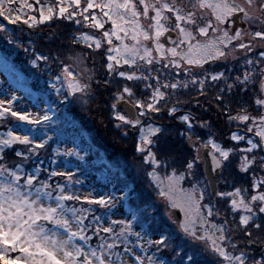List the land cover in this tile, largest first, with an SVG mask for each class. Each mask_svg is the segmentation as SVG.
I'll list each match as a JSON object with an SVG mask.
<instances>
[{"label":"snow or ice","instance_id":"6c2138e0","mask_svg":"<svg viewBox=\"0 0 264 264\" xmlns=\"http://www.w3.org/2000/svg\"><path fill=\"white\" fill-rule=\"evenodd\" d=\"M53 20L74 24L77 32L71 43L90 50L69 57L77 66L89 55L102 54L108 77L103 83L115 81L119 86L113 93L111 117L125 136L129 131L137 133L135 151L142 155L147 178L167 207L179 208L184 215L178 222L179 232L202 244L214 257L212 264H264V98H260L264 96V48L258 47L264 46V0H0V32L6 35L5 22L34 29ZM81 27L94 29L98 35L80 32ZM229 55L244 68L242 74L235 69L236 76H226L233 70L227 64L220 70L205 67ZM52 59L60 61L58 55ZM48 60L37 54L30 63L38 67L37 62ZM54 79L62 83L61 88L51 85L58 95L67 90L64 100L92 99L91 75L82 80L63 64ZM256 79L260 81V96L254 100L256 114H249L243 106L239 113L229 114L233 90L244 92ZM128 82L140 86L141 97L147 92L146 98H136ZM209 88L214 89L213 102L228 121L243 125L242 132H232L229 138L244 146L225 148L211 136L201 140L195 131V116L184 111L175 118L184 125L180 136L192 141V155L179 162L183 170H178L169 155L154 151L164 128L150 121L170 102L166 111L173 117L180 111L177 105L187 103L181 99L184 96L200 105L198 97L208 95ZM17 99L14 92L0 99V123L7 129L0 132V264H198L172 233L145 214L147 208L127 203V212L121 213L125 218H111L118 204L130 201L134 188L121 189L118 201L114 192L81 191L76 187L81 182L73 179V173L44 168L43 161L29 169L23 163L9 167L2 162L7 151L24 163L39 160L51 140L47 132H41L50 120L48 112L18 107ZM207 126V121H199V127ZM209 147L213 176L239 154L238 170L252 176L250 193L239 187L219 191L211 183L201 186L195 169L202 159L200 149ZM49 161L56 163L52 157ZM54 177L64 180L54 181ZM192 180L196 182L190 188L182 187V182ZM217 197L220 201L227 198L221 223L210 219L220 215L219 201L213 202ZM97 207L105 211L97 213ZM151 235L158 238L151 239ZM153 247L156 253L171 248L172 259L149 254Z\"/></svg>","mask_w":264,"mask_h":264},{"label":"trees","instance_id":"16d2710c","mask_svg":"<svg viewBox=\"0 0 264 264\" xmlns=\"http://www.w3.org/2000/svg\"><path fill=\"white\" fill-rule=\"evenodd\" d=\"M5 25L7 35L0 32L1 83L27 96L34 104L42 108V113L47 111L50 117L47 125L41 128V132H47L51 140H49L46 149L43 150L44 152L41 150L40 159L30 160L28 162L31 163L27 167L24 165V167L29 169L34 163L43 161V167L45 168V165L49 163V157H51V151L54 147L58 144L71 147V157L82 163L80 172L78 173L84 175L95 174V177L103 186L107 185L111 193L114 192L118 201L120 200L121 189H124L125 186L134 188L135 192L130 197V201L121 204L124 213L127 212V203H131L136 208H147L145 214L153 217L165 231L172 233L174 240L185 251L194 255L198 260V264H212L214 257L207 253L203 246L200 247L195 243L189 245L163 219L161 210L156 202L154 188L151 184H148V180L144 176V166L141 167V170L136 169L142 163V155L135 151V138L133 136L136 132L129 131V134L125 136L118 129L110 127L109 111L112 97L107 88H97L101 86V79L96 78L98 77L96 71L104 74L101 64L103 60L102 54H93L85 58L88 69L93 71L91 83L94 91L92 99L84 102V105L79 107L78 105L76 106L72 97L64 100V96L67 94L65 89L62 94L58 95L51 86L54 84L55 88L62 87V83L56 82L54 77L59 75L63 64H68L71 61L69 57L81 52L77 50L78 46L71 43V38L76 34L77 29H74L68 21L57 20L46 21L34 29H28L20 23L17 25H7L5 22ZM9 39L13 41L11 44L8 43ZM18 43L19 47H17ZM87 51L90 50L88 49ZM37 54L49 57V60L47 62L39 61L37 62L38 67H33L30 60H34ZM57 55L60 57L62 64L60 61H53L52 57ZM228 67L230 68V65ZM219 68L217 67L216 70ZM97 81H100V83H97ZM130 86H133L137 92L139 91L138 85ZM220 86L222 87L223 85ZM206 91L208 95L198 97L200 105H194L187 96L181 97L182 100H187V103L177 105L180 111L175 113L173 117L167 115L166 107L169 104L163 106L165 110L161 113L153 114L151 123L164 128L163 135L157 141L154 151L169 155L170 163L174 159L176 163L173 166L177 167L178 170H183L180 168L179 162L186 161L192 155L191 149L185 142L186 139L180 136L184 125L175 121V117L178 114L188 111L196 116L199 121L202 119L209 120L208 123L212 127L211 132L195 127L196 134L201 140H206L209 136H213L212 138L220 136L222 139H225L226 135L231 131L225 125L227 117L213 102L214 89L209 88ZM248 93L246 91L239 92L236 89L233 90L231 94L232 111L229 114L240 111L241 106L247 108L249 101ZM190 95H194V93ZM62 100H64L63 103H61ZM203 116L206 117L202 118ZM218 125L219 127H217ZM193 137L195 138V136ZM229 143L227 142L226 145L231 146ZM10 165L9 167H12L14 164L10 163ZM160 170L165 172L163 167ZM195 171L196 178L201 181V186H204L205 178L200 161ZM88 176L86 177L88 178ZM195 182L196 180H192L188 183ZM244 184H247V179L237 172L234 163H232L222 172L220 171L217 190L231 191L232 188L240 187ZM226 207L225 200L220 208L224 219ZM227 218L231 220V216ZM137 231H139V228H137ZM236 235H240L238 229ZM150 238L157 239L158 236L151 235ZM149 254L161 256V258L168 260H171L173 257L171 248L164 249L161 253H156L155 249L151 248Z\"/></svg>","mask_w":264,"mask_h":264},{"label":"rangeland","instance_id":"374dc122","mask_svg":"<svg viewBox=\"0 0 264 264\" xmlns=\"http://www.w3.org/2000/svg\"><path fill=\"white\" fill-rule=\"evenodd\" d=\"M29 2L31 3L32 0H29ZM49 2H54V0H49ZM25 11H27V10H25ZM37 15H38V13H37ZM72 26L74 27V29H77V27L74 24H72ZM106 27H110V25H106ZM79 31L80 32H83V33H87L89 35H98V33H96V31L94 29H91V28H83V27H81L79 29ZM76 46H78L77 47V50H79V51H82L83 50V51L86 52L88 50L87 48H83L82 49L81 45H76ZM258 47L264 48V46H258ZM235 55L239 56L240 53H235ZM104 62L105 61L102 60L101 61V64L103 65ZM225 64L230 65V68L233 69L230 73H225L226 76H231V77L236 76L237 75V71L235 69H239V73L240 74H242L244 72V68L241 67L240 64H238L236 60H233L232 57H231V55H229L226 60H220V61H217L215 64L205 65V67H212V68H215V69H217V67L218 68L221 67V68L218 69V70H220V69H222L224 67ZM67 65H69L70 69L73 72L79 73L80 74V78L82 80H86V77L88 75H92L93 74V71H90V69H88V65H87V63L85 61V58L83 60V63H81L79 66H77L76 63L73 60H71ZM127 67H128L127 65H122L121 66L122 69H127ZM103 70H104V72H103L104 74L100 73L99 71H96V73L98 75V77H96V78L97 79L98 78L101 79V86H98L97 88H100V87H101V89L107 88L108 89V92L110 91L111 97H113V93L118 90V87L119 86L115 83V81L113 83H111V84L105 85L103 83V80L107 79L108 77L105 75V69H104V67H103ZM116 79L117 80H120L121 78L117 77ZM61 80H63L62 77H61ZM1 82H2V80L0 79V99L4 98L6 95L14 92L15 95L17 96V98H18L17 101L14 102L16 106L21 107V108H24V109H27L28 111H31V112H34V113H42V108L40 106H38L37 104H34L31 99H28L27 96L20 94L18 91L13 90V89H11L10 87H8L6 85H3ZM229 82H231V80H229ZM128 83H129V85H132L131 82H128ZM134 91L137 94L136 98H146V96L148 95L147 92L144 93V97H141L139 95V93L141 91L140 86H139V91L138 92H137V90L135 88H134ZM65 92H67L66 88H65ZM247 92H249L250 95L252 96L251 102H252V106H253V109H254L256 107L255 104H254V100L258 96H260V81H259V79H256L253 82V84L249 85V88L246 90V93ZM260 98H264V96H260ZM249 101H250V99H249ZM74 103L76 104V106L78 105L79 107H81V106L84 105V99H80V100L74 99ZM194 105H196V104H194ZM169 106H171V103H169ZM239 112L240 111H236V112H234L232 114H237ZM253 114L255 115L256 113L253 111ZM179 115H181V114H178L176 117H178ZM109 119L111 121V126L110 127L117 129V127L115 126L116 125V121H114L112 119V117H111V111H109ZM175 121L178 122V120L176 118H175ZM148 123H149V121L147 119H145L144 120V124L147 125ZM237 124H238L237 121H233V122L230 123L227 118L225 119V125H227L226 127H228L231 130L230 133H232V132H242L244 130L243 129V125H241L240 127H237ZM194 125H195L196 128H201V127H199V119L196 116H195ZM217 127H219V125ZM211 128L212 127H210V125L208 123V126L207 127L201 128V129H204V130H206L208 132H211V130H212ZM213 129H216V128H213ZM6 130H7L6 127H4V125L2 123H0V132L6 131ZM118 130L123 134V130H121V129H118ZM230 133L226 135L225 139L224 138L222 139L220 136H214L213 139L216 142L220 143V145L222 147H225V148L230 147V146L226 145L227 142H230L229 144L231 146L233 144H238L239 147H243L244 144L242 142H234V141H231L230 140V138H229L230 137ZM136 136H137V133H134L133 138H136ZM192 139L195 140L194 137ZM185 142H186V144L189 147V144L192 141L185 140ZM14 147L15 148H22L23 146H21V145H15ZM71 150H72L71 147L69 148L68 146H63L61 144L60 145L58 144L51 151L52 152L51 153V157H52V159H54L56 161V163L50 165V161H49V163H47L45 165V168L51 167V168H55V169H57L59 171H68V172L73 173V179H78L81 182V185H76V187L81 188V191H86L88 189H95L97 192H100V193H104V192L111 193V190L109 189V187L107 185L106 186H103L97 180V178L95 177V174H93V175L88 174L89 175L88 176V175H84V174H79L78 173V172H80V167H81V164L82 163H80L79 161H77V159L71 157V155H72V151ZM200 151H201V149H200ZM54 152H55V155H53ZM232 158H233V161H234L233 162L234 163V167L237 170V172L239 174H241L242 176H244L247 179V184L241 185L239 188H241V189H248V191L250 193V191H251L250 190V184H251L252 176L250 174L241 173L238 170L237 164L239 163V154L235 155ZM2 162H4L7 166H11L10 163L11 164H14V163L19 162V163H23V166L25 165V167H27L31 163V162H27V163L22 162L20 158L14 156V154H13L12 151H9V152L7 151V153L4 154V160ZM200 162H201V164L203 166L202 159L200 160ZM142 166H144V168H145V165L143 163H141L139 166L136 167V169L137 170H141V167ZM159 175L161 177H163L165 175V172H163L162 170L159 169ZM86 176H88V178ZM144 176L147 178V176H146L145 173H144ZM53 180L54 181L63 182L64 178H62V177H54ZM147 180H148V184H151L153 186V188H154L153 191H154V194L156 195V200H157L156 202H157V204L159 206V209L161 210L160 212L162 214L163 219L166 222H168L171 225V227L173 228L174 232H176L178 234V236H180L181 238H184L189 243V245H192V243H195L196 245H199L200 247H202L203 245L200 244L199 242H193L189 238L184 237L183 234L179 232V225H178V222L179 221L177 223H173V218H172L171 213H170L171 208L170 207H167L166 201L159 195V192L156 189V186L153 183H151V181L148 178H147ZM205 185H207L206 180H205ZM182 187H184L185 189L190 188L191 187V183L182 182ZM226 199L227 198H225V200ZM216 201H219V205H218L219 208H221L222 203L225 202V201H220V198H218V197L215 198L213 202L215 203ZM104 211H105L104 209H101V208H98V207L96 208V212L97 213H103ZM114 212H115V215H113L111 217L112 219L125 218L124 216L121 215V213L123 212L122 207H121V204H118V207H117V209L114 210ZM183 219H184V215L181 213V219L180 220H183ZM210 219L214 220L216 223L223 222L224 218L222 217L221 210H220L219 217H212ZM237 219H238V217H237ZM92 243L93 244L96 243V239L95 238H93ZM153 249H155V248L153 247ZM229 250H231V249H229ZM137 251H139V249H137ZM205 251L207 253L211 254L207 250H205Z\"/></svg>","mask_w":264,"mask_h":264},{"label":"water","instance_id":"95a60500","mask_svg":"<svg viewBox=\"0 0 264 264\" xmlns=\"http://www.w3.org/2000/svg\"><path fill=\"white\" fill-rule=\"evenodd\" d=\"M175 36V34H173ZM210 148H201L202 161H203V173L206 179L207 184L211 183L212 187L217 190V181L220 175V170H217L216 174L213 176L211 172V160L207 157V152L210 151ZM210 179H208V178ZM171 216L177 222L181 219V211L178 208H171Z\"/></svg>","mask_w":264,"mask_h":264},{"label":"flooded vegetation","instance_id":"af4514ba","mask_svg":"<svg viewBox=\"0 0 264 264\" xmlns=\"http://www.w3.org/2000/svg\"><path fill=\"white\" fill-rule=\"evenodd\" d=\"M248 97H249L250 101H248V105H247L246 110H247V112H248L249 114L254 115V114H253V106H252V102H251V98H252V96L250 95V93H248ZM204 117H206V116H203L202 118H204ZM202 120H203V119H202ZM204 121L209 122V120H204ZM257 139H258V138H257Z\"/></svg>","mask_w":264,"mask_h":264}]
</instances>
